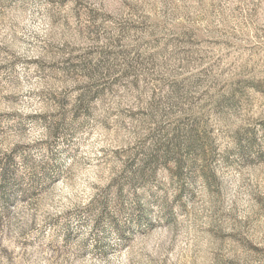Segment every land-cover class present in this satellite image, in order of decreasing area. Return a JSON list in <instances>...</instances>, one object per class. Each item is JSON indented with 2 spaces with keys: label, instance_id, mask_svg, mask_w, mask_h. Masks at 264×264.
I'll return each instance as SVG.
<instances>
[{
  "label": "rangeland",
  "instance_id": "1",
  "mask_svg": "<svg viewBox=\"0 0 264 264\" xmlns=\"http://www.w3.org/2000/svg\"><path fill=\"white\" fill-rule=\"evenodd\" d=\"M0 264H264V0H0Z\"/></svg>",
  "mask_w": 264,
  "mask_h": 264
}]
</instances>
